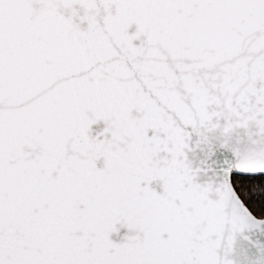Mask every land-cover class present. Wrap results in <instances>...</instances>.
<instances>
[{
	"label": "snow or ice",
	"instance_id": "snow-or-ice-1",
	"mask_svg": "<svg viewBox=\"0 0 264 264\" xmlns=\"http://www.w3.org/2000/svg\"><path fill=\"white\" fill-rule=\"evenodd\" d=\"M0 264H264V0H0Z\"/></svg>",
	"mask_w": 264,
	"mask_h": 264
}]
</instances>
